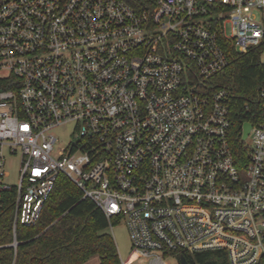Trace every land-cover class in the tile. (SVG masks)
Wrapping results in <instances>:
<instances>
[{"label": "built area", "instance_id": "2783aa9c", "mask_svg": "<svg viewBox=\"0 0 264 264\" xmlns=\"http://www.w3.org/2000/svg\"><path fill=\"white\" fill-rule=\"evenodd\" d=\"M146 1L0 0V78L14 80L0 90V212L12 207L0 250L16 255L17 225L36 224L64 175L125 223L134 260L224 250L264 264V81L239 162L228 94L206 90L229 64L224 42L259 47L264 67V0Z\"/></svg>", "mask_w": 264, "mask_h": 264}, {"label": "trees", "instance_id": "16d2710c", "mask_svg": "<svg viewBox=\"0 0 264 264\" xmlns=\"http://www.w3.org/2000/svg\"><path fill=\"white\" fill-rule=\"evenodd\" d=\"M139 10L146 0H124ZM223 48L229 64L208 80L207 91L223 89L228 94V107L233 120L230 145L236 162L246 159L241 140L244 122L255 123L261 110L258 90L264 81L261 49L251 48L237 53L232 44L224 42ZM14 80L0 78V90L13 88ZM12 207L5 202L0 212V243L11 241ZM110 224L103 212L89 199H83L80 190L64 175L45 201L43 211L34 226L17 225L16 236L20 242L16 255L11 249L0 250L1 264H85L97 256L99 264H120L117 248L107 232ZM181 255L190 264H229L224 250Z\"/></svg>", "mask_w": 264, "mask_h": 264}, {"label": "rangeland", "instance_id": "374dc122", "mask_svg": "<svg viewBox=\"0 0 264 264\" xmlns=\"http://www.w3.org/2000/svg\"><path fill=\"white\" fill-rule=\"evenodd\" d=\"M226 32L230 33V26L226 27ZM4 74V73H3ZM74 129V124H66L61 127H58L54 130V134L58 138V143L56 145V150H60L63 147H66L71 141L72 132ZM247 145L250 143L248 140ZM9 177L7 181L12 184H17V171H18V160H12L7 166ZM107 232L112 236L114 243L117 248V253L119 260L126 261V264H145L142 260H134L130 257V240L129 235L123 221L113 222L112 226L107 229ZM85 264H99V260L97 256L92 257ZM170 264H177L175 259H170Z\"/></svg>", "mask_w": 264, "mask_h": 264}, {"label": "water", "instance_id": "95a60500", "mask_svg": "<svg viewBox=\"0 0 264 264\" xmlns=\"http://www.w3.org/2000/svg\"><path fill=\"white\" fill-rule=\"evenodd\" d=\"M250 128H251V125L248 123L243 125L242 137H241L242 141H244L247 138ZM179 264H189V263L184 257H180Z\"/></svg>", "mask_w": 264, "mask_h": 264}]
</instances>
